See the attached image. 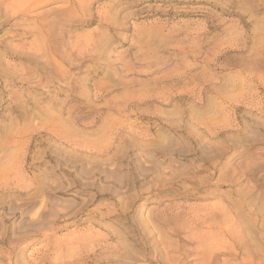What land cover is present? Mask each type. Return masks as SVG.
I'll use <instances>...</instances> for the list:
<instances>
[{
  "label": "rangeland",
  "instance_id": "rangeland-1",
  "mask_svg": "<svg viewBox=\"0 0 264 264\" xmlns=\"http://www.w3.org/2000/svg\"><path fill=\"white\" fill-rule=\"evenodd\" d=\"M0 264H264V0H0Z\"/></svg>",
  "mask_w": 264,
  "mask_h": 264
}]
</instances>
